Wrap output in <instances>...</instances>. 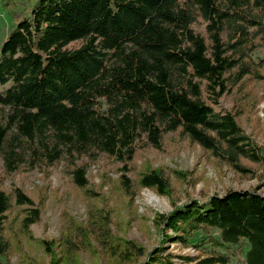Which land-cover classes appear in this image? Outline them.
<instances>
[{"label": "trees", "instance_id": "obj_1", "mask_svg": "<svg viewBox=\"0 0 264 264\" xmlns=\"http://www.w3.org/2000/svg\"><path fill=\"white\" fill-rule=\"evenodd\" d=\"M0 2L14 21L0 46V156L7 171L36 169L40 179L61 164L86 210L84 219L64 210L58 238L34 237L47 184L7 189L0 177V258L264 264L259 183L221 193L204 183L194 192L201 176L146 155L184 141L240 180L260 173L264 182V143L255 135L264 129L256 109L264 99V0ZM233 87L240 102L227 108L221 99ZM143 187L167 196L171 209L139 212L134 194ZM51 199L60 200L56 191ZM131 220L143 235L155 233L156 244L127 237ZM170 242L197 253L171 251Z\"/></svg>", "mask_w": 264, "mask_h": 264}, {"label": "rangeland", "instance_id": "obj_2", "mask_svg": "<svg viewBox=\"0 0 264 264\" xmlns=\"http://www.w3.org/2000/svg\"><path fill=\"white\" fill-rule=\"evenodd\" d=\"M13 25L14 21L11 20L6 9L0 2V46L2 40L6 37L7 32ZM235 88L236 87H233V90L223 95L221 99V103L227 108H231L233 105L235 106L240 102L239 97L241 92ZM256 109L257 114L261 119L264 114V99H261L257 103ZM4 112L5 107L0 106V115ZM243 121L246 130L249 131V125L246 124L247 122H245L244 118ZM260 126L261 129H259V131H257L258 129H255L257 134H255L253 130L250 131L256 135L257 140L264 143V129H262V124H260ZM169 148L172 149L159 152L148 147L146 155L150 158L154 165H165L169 169L177 168L179 170H191L193 172L192 175L197 174L201 176V179H199L193 187L194 192L203 186L204 183H206L210 191L215 190L220 193L228 187L245 188L259 183V190L264 192V182L260 184L262 178L260 173L251 179L240 180L229 165L222 164L217 166L212 164V161L205 160L200 147L196 144L190 146L183 141L177 144L175 143ZM140 160L141 159H138V162ZM105 166L108 168L111 167V164H105ZM52 169V172L46 179H40L39 176L41 173L36 169L28 172H9L6 170L3 157L0 156V177L2 178L3 185L7 189H10L12 184H21L26 190H30L35 182L47 184L46 189L47 193L50 195V199L46 203L41 219L30 225V229L34 237L58 238L62 226L61 216L64 210L77 215L78 218H85V204L80 195L77 194L73 185L70 183L69 177L62 172V165L57 164V166ZM90 170L95 175L93 179L98 182V172L100 171L98 164L91 165ZM109 173L112 177L117 175L114 171H109ZM181 183L182 182H180V184ZM183 184L184 183H182V185ZM105 188L107 189L108 185H105ZM180 190L179 193L183 194ZM53 191H56V194L60 197V200L57 202L51 199L53 198ZM134 201L139 212L150 210L153 214L155 211L167 212L171 209V204L167 196L160 195L147 187H143L134 194ZM125 229V235L127 237L133 238L149 248L156 244L155 233H153L151 237L143 235L137 228L134 220H131V223L126 226ZM167 245L171 251L189 253L192 255L197 253L193 247H183L176 242H170ZM29 251L31 250L29 249ZM31 252L38 253V251ZM174 259L179 260L177 257H174ZM17 260V254H12L10 259H5L4 257L0 258V262L5 264H16ZM79 264H104V260L100 256L82 253Z\"/></svg>", "mask_w": 264, "mask_h": 264}]
</instances>
